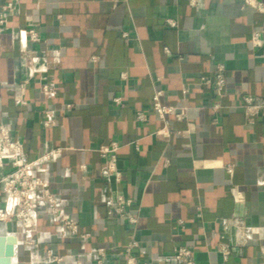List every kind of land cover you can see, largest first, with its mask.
<instances>
[{
	"label": "crops",
	"instance_id": "obj_1",
	"mask_svg": "<svg viewBox=\"0 0 264 264\" xmlns=\"http://www.w3.org/2000/svg\"><path fill=\"white\" fill-rule=\"evenodd\" d=\"M27 27L39 42L28 41ZM24 46L36 59L33 74ZM219 63L226 84L216 95L201 77ZM155 90L163 104L185 106L184 118L161 120ZM246 94L264 101V12L245 0H18L0 23V119L29 159L62 148L48 164L52 189L89 233L87 247L106 249L101 264H123L132 237L150 264H166L159 257L179 244L200 264H219L215 245L232 238L222 223L232 213L245 217L248 238L228 263L264 264V107L249 114ZM112 140L120 145L117 183L97 151ZM115 192L131 199L136 224L103 201ZM56 226L48 211L40 214L49 233L34 232L37 259L51 249L64 261H36L20 237L12 263L76 264L69 255L81 240L59 237ZM80 264L98 263L90 256Z\"/></svg>",
	"mask_w": 264,
	"mask_h": 264
},
{
	"label": "built area",
	"instance_id": "obj_2",
	"mask_svg": "<svg viewBox=\"0 0 264 264\" xmlns=\"http://www.w3.org/2000/svg\"><path fill=\"white\" fill-rule=\"evenodd\" d=\"M195 0H190L194 3ZM18 0H5L0 5V23L5 22L7 17L14 10ZM247 4L254 5L258 10L264 12V5L260 2L253 3L251 0H245ZM171 25L174 22L169 21ZM27 39L31 43L39 42L41 35L33 27L25 29ZM251 42L254 45H260L261 39L258 32L251 35ZM28 48L23 47L24 63L27 66L29 73L33 74L36 71L35 57L28 56ZM203 83L211 84L216 95H220L226 84V75L224 65L219 63L212 77H201ZM43 91L46 94L52 93V88L43 84ZM161 90H155L152 96L153 108L158 117L164 121L167 113L174 114L178 119H182L186 113V107L180 105H166L160 100ZM18 101H23L19 95L16 96ZM115 102L119 103V97H116ZM245 109L249 114L256 112L259 108L264 107V101L257 97L246 94L243 95ZM220 107L215 101L213 108L217 110ZM137 117H143V113L138 112ZM50 111H46L44 123L50 125L53 123ZM264 139V133H263ZM120 145L117 141L112 140L107 144L101 145L97 151L103 158V169L108 176H111L117 183L121 179V171L117 166V153ZM62 148L60 147H44L40 156L35 159H29L23 150L21 142L12 137L9 128L2 123L0 119V168L2 170L0 176V221L5 223L10 222L12 228L6 230V234H13L17 238L15 244V253L19 238H23V243L28 250L35 253L36 261L47 260L62 262L64 256L56 254L53 250L48 249L46 256L38 257V240L34 236V232L43 234L44 239L48 237V231L39 228V217L44 211H48L52 220L56 223V234L62 238H78L81 240V246L76 254H70L76 264L81 263L82 257L93 256L96 263H103L106 256V249L103 247L88 248L87 240L89 233L81 232L78 221L73 218L63 207L61 194L52 189V181L48 164L57 159ZM8 161L9 167L4 168V163ZM227 170L231 172V166L227 165ZM103 201L112 208L115 216L122 222L134 225L137 222V216L129 209L131 199L123 193L115 192L114 195H104ZM177 223L182 226L183 221L179 219ZM223 231L232 233V238L219 241L215 245V250L222 257L219 264H229L228 258L231 254L240 253L241 246L246 242L247 225L245 217L232 213L228 218L223 219ZM140 243L132 237L124 246L123 264H150L147 260L141 259ZM261 253L264 256V246L261 247ZM159 260L166 264H200L195 257L194 250L186 244H179L173 249L159 257Z\"/></svg>",
	"mask_w": 264,
	"mask_h": 264
},
{
	"label": "water",
	"instance_id": "obj_3",
	"mask_svg": "<svg viewBox=\"0 0 264 264\" xmlns=\"http://www.w3.org/2000/svg\"><path fill=\"white\" fill-rule=\"evenodd\" d=\"M11 228L10 222L0 221V264H13L17 238L13 234L5 233L6 230L10 231Z\"/></svg>",
	"mask_w": 264,
	"mask_h": 264
}]
</instances>
